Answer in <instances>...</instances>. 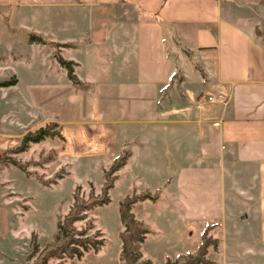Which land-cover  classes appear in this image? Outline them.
Instances as JSON below:
<instances>
[{
  "label": "crops",
  "instance_id": "crops-1",
  "mask_svg": "<svg viewBox=\"0 0 264 264\" xmlns=\"http://www.w3.org/2000/svg\"><path fill=\"white\" fill-rule=\"evenodd\" d=\"M225 1L231 0H0V16L8 27L13 24L4 38L31 32L45 42L37 44L40 52V46H65L61 58L78 71L81 51L86 59H112L78 79L99 107L84 131L97 139L101 158L130 153L115 181L131 162L140 170L136 180L141 181V171L155 179L159 169L152 166L151 149H164L171 160L183 153L179 149H198L201 157L221 165L220 201L231 192L228 202L236 209L242 200L240 217L247 224L256 220L257 239L264 245V39L253 27L232 21ZM193 65L202 71L201 80ZM196 85L201 92L191 91ZM111 87L142 91L121 97L131 102L128 119L108 116L111 98L121 102L107 95ZM215 93L229 98L227 106L196 110L198 101ZM5 167L0 165V245L12 235ZM158 191L144 193L158 196Z\"/></svg>",
  "mask_w": 264,
  "mask_h": 264
},
{
  "label": "rangeland",
  "instance_id": "rangeland-1",
  "mask_svg": "<svg viewBox=\"0 0 264 264\" xmlns=\"http://www.w3.org/2000/svg\"><path fill=\"white\" fill-rule=\"evenodd\" d=\"M225 2H228L226 15L232 21L245 28L253 27L255 34L264 39V3ZM7 24L0 16V84L12 79L15 83L0 88L1 152L19 146L26 133L50 124H55L56 135L30 145L22 154L10 156L24 171L12 165L2 169L12 235L8 242L1 241L0 258L3 264H40L46 247L54 241L57 224L62 223L77 203L101 199L105 173L115 163L112 157L101 158L97 139L89 138L90 131H84L86 119L90 120L99 107L89 98L92 90L78 79L92 76L96 64L102 67L104 60L112 59L97 60L92 55L86 59L82 51L76 54L82 68L78 71L71 62L72 75L79 83L74 85L58 61L65 46H40V52L36 48L39 45L29 42L31 32L4 38L3 32L9 34L13 29L12 22L9 27ZM190 69L200 80L203 78L196 65ZM199 78L195 77L196 81ZM200 89L196 85L191 91L201 92ZM107 93L121 100L111 98L108 116L125 120L132 113L128 106L131 102L121 97L142 91L129 93L111 87ZM78 128H83V135L79 137ZM87 144L90 147L86 149ZM179 150L183 153L171 160L164 149H151L155 162L152 166L159 169L155 179H147V172L141 171V181L136 180L135 174H140V170L131 162L118 173L117 181L108 192V204L93 206L84 220L74 223V230L83 233V237L93 238L98 250L90 249L80 258L50 259L46 264H123L119 235L124 227L119 215L120 204L127 197L144 192L154 194L157 189L156 201L137 202L131 210L148 230L140 246L141 262L166 264L194 254L202 233L212 226L208 236L218 241L206 257L212 264H264V245L257 239L256 220L249 219L247 224L246 218L240 217L243 212L239 209L244 202H236L237 208L231 209L232 203L228 202L232 199L231 192H227L224 202L220 201V163H210L207 157H201L198 149ZM109 155L113 156L111 150ZM165 173L167 176L162 178ZM33 240L38 251L31 256Z\"/></svg>",
  "mask_w": 264,
  "mask_h": 264
},
{
  "label": "trees",
  "instance_id": "trees-1",
  "mask_svg": "<svg viewBox=\"0 0 264 264\" xmlns=\"http://www.w3.org/2000/svg\"><path fill=\"white\" fill-rule=\"evenodd\" d=\"M30 43L44 45L45 42L39 36L32 35L29 39ZM59 64L62 68L67 71L69 80L76 82L72 73V63L60 58ZM72 81V82H73ZM15 81L3 82L0 84L1 87L13 86ZM79 85L78 87H81ZM55 124H50L43 129H39L36 132L26 133L19 146L13 149H7L0 153V165L8 166L12 165L21 171H24V167L20 165L15 159H10L11 155H19L24 153L30 145L38 144L46 138H53L56 134L54 133ZM130 153L128 151L115 160V163L105 173V181L102 186V197L100 200H92L88 203L79 202L73 209L68 213L64 220L57 224V233L54 236L52 244L46 247L45 252L41 258L40 264H46L50 259H62L65 256L69 258H80L84 252L88 250H98V243L90 237H83L84 234L74 230V223L82 221L86 218L87 212L91 210L93 206H101L108 204V192L113 188L114 181L116 179V173L124 167ZM9 156V157H8ZM142 201H156V195H150L148 193L133 195L125 198L120 204L119 215L124 227L123 231L119 235L121 240V260L123 264H151L149 261L141 262V250L140 246L145 240V236L148 234L146 227L139 221H137L132 214L131 210L134 204ZM213 229L212 226L207 227L201 235V243L196 249L194 254L188 255L183 259L175 261H168L166 264H212L206 257L210 248H216L218 241L208 236L209 231ZM37 245L32 243L31 256L37 254Z\"/></svg>",
  "mask_w": 264,
  "mask_h": 264
},
{
  "label": "built area",
  "instance_id": "built-area-1",
  "mask_svg": "<svg viewBox=\"0 0 264 264\" xmlns=\"http://www.w3.org/2000/svg\"><path fill=\"white\" fill-rule=\"evenodd\" d=\"M215 1H224V0H215ZM242 1H251L255 3H264V0H242ZM229 98L223 95L222 93H215L212 95H207L197 102L195 108L198 111H203L207 107L221 105L223 107L227 106ZM217 126V125H216Z\"/></svg>",
  "mask_w": 264,
  "mask_h": 264
}]
</instances>
